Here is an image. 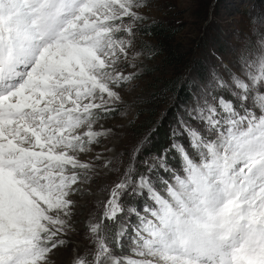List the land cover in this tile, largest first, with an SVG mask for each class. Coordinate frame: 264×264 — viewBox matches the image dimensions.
<instances>
[{
	"label": "snow or ice",
	"instance_id": "6c2138e0",
	"mask_svg": "<svg viewBox=\"0 0 264 264\" xmlns=\"http://www.w3.org/2000/svg\"><path fill=\"white\" fill-rule=\"evenodd\" d=\"M18 3L14 25L0 14V264H49L70 227L74 188L87 180L82 156L100 143L95 126L131 79L123 69L150 5ZM234 51L227 80L213 73L192 85L195 107L177 108L167 147L143 156L144 133L126 153L130 166L77 264H204L224 238L220 225L264 215L248 195H264V41L257 53Z\"/></svg>",
	"mask_w": 264,
	"mask_h": 264
},
{
	"label": "rangeland",
	"instance_id": "374dc122",
	"mask_svg": "<svg viewBox=\"0 0 264 264\" xmlns=\"http://www.w3.org/2000/svg\"><path fill=\"white\" fill-rule=\"evenodd\" d=\"M143 2L150 7L142 9L140 13L144 22L138 25L135 43L128 51L123 69L124 75L131 79L126 87L119 89L121 101L113 114L95 126V130L100 133V139L96 138L100 143L90 147L88 155L82 156L81 162L90 167L86 173L87 180L76 186L72 195L76 199L79 197L78 201L73 200L75 206L69 227L75 231L71 235L75 246L70 249L68 258L64 250L58 249L51 256L49 264H62L66 258L67 264H77V260L88 258L86 250L92 247L94 241V234L89 232V228L103 216L106 204L111 199L110 189L120 179L124 169L130 166L126 153L139 142L144 133L149 134L151 144L143 150V156L159 154L168 146L170 141L167 134L169 126L174 123L177 108L195 107L191 88L201 81L198 65L204 67V77L216 73L224 75L227 80L225 69L233 68L235 71L238 57L234 50L238 49L241 55L248 48L252 53H257L259 45L264 41L263 0ZM13 4L14 0H3L0 8L2 16L1 10L4 9L6 25L10 16L12 19L13 15L23 12L22 7L11 11L10 6ZM207 84L211 85V80ZM173 86L185 88L190 96L188 102L178 98L172 90ZM170 163L179 167L180 161L177 158ZM94 184L99 186L96 188ZM256 192H261L259 187L249 194ZM89 201L91 203L87 206L86 202ZM250 215L254 223L261 224L254 214ZM252 225L247 221L239 224L236 222L228 232L244 230L255 238L259 236L256 240L262 239L256 226ZM241 241L237 238L229 242L230 249L242 245ZM127 248L130 249L131 244ZM260 249L264 251L263 247ZM207 263L213 264L211 261Z\"/></svg>",
	"mask_w": 264,
	"mask_h": 264
},
{
	"label": "bare ground",
	"instance_id": "6f19581e",
	"mask_svg": "<svg viewBox=\"0 0 264 264\" xmlns=\"http://www.w3.org/2000/svg\"><path fill=\"white\" fill-rule=\"evenodd\" d=\"M20 7L21 6L18 3V0H14V4L12 6H10V10L11 11H12V9L13 10H17ZM21 14L22 13L18 12L16 16L13 15V18L12 19L10 18L11 17L10 16L8 18L9 21L7 23L14 25L16 23V21L18 20V18L20 17ZM5 17L6 16H4L3 18H5ZM99 139H100V137H99ZM95 181H96V179L93 178V182H95ZM94 185H95L96 188L99 186L97 184H94ZM104 189H106V187H104ZM75 197L76 196H72V200L79 199V197H77V199ZM249 197H252L253 198V202H252V205H251V207L253 209H257L260 203H264V195H262L261 192H259V193L256 192V193H254L252 195L249 194ZM89 203H91V202L90 201L89 202H86V205L89 206ZM243 207L249 208L248 203L245 202L243 204ZM251 213L256 216V218H257V220H259V222H261L260 225L254 223V221L252 219L250 221H248V218L247 217L244 218L243 220L238 221L237 223L239 224V222L241 223V222L247 221L248 224H250V223L253 224L254 226H256L257 230L261 234L260 237L262 239L256 240V241H259V242H257L256 244H252V246H251L250 249L245 248V246L242 244V245L239 246V248L236 247L235 249H232L231 250L230 249L231 244L229 242L236 241L237 238H239L241 240H244V239L247 238V235H246V232L244 230L243 231L239 230L237 232L236 231L235 232L234 231L228 232V231H230L229 230V225L226 224V223H224V224H222V225L219 226L218 230L219 231H222V232H224L226 234L224 235V238L221 241L218 242V244H217V250L214 253H212L210 256L204 258V264H208L207 262H209V261H211L213 264H237V260L235 258L236 257H240L241 255H243L245 257H248L249 255H252L253 257H256V258L258 257L257 260H256V264H264V251H262L259 248H256V247H259V246H261V247L264 248V215H260L257 212H251ZM71 224H72V220L70 222V225ZM234 224H236V223H234ZM234 224L232 226H234ZM231 228H234V227H231ZM235 229H236V227H235ZM73 232H75L73 229H69L68 232L64 235L63 245L66 244L65 245L66 248H64V246L59 248V250L62 249V250L65 251V254H66L67 258L70 257V254H69L70 249L75 246V242H74L75 240H73V238L71 236ZM254 246H255L256 250H254ZM260 255H262V256H260ZM67 258L64 260V262H62V264H67V262H68V261H66ZM239 264H245V261H240Z\"/></svg>",
	"mask_w": 264,
	"mask_h": 264
},
{
	"label": "trees",
	"instance_id": "16d2710c",
	"mask_svg": "<svg viewBox=\"0 0 264 264\" xmlns=\"http://www.w3.org/2000/svg\"><path fill=\"white\" fill-rule=\"evenodd\" d=\"M264 1V0H263ZM264 3V2H263ZM158 33H162V31H157ZM204 67L201 65V64H199L198 65V74H199V78H200V80L202 79V78H204ZM172 90L175 92V94H177V96H178V98L180 99V100H184L185 102H188V100H189V98H190V96H189V94H188V92L185 90V88H183V87H177V86H173V88H172Z\"/></svg>",
	"mask_w": 264,
	"mask_h": 264
}]
</instances>
